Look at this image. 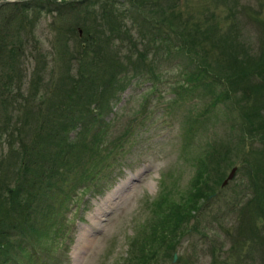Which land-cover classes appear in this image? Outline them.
I'll list each match as a JSON object with an SVG mask.
<instances>
[{"label": "rangeland", "instance_id": "rangeland-1", "mask_svg": "<svg viewBox=\"0 0 264 264\" xmlns=\"http://www.w3.org/2000/svg\"><path fill=\"white\" fill-rule=\"evenodd\" d=\"M4 1L14 0H0V30L23 44L22 55H13L22 93L39 72L36 101H63L86 55L99 60L100 85L117 65L126 74L104 127L85 134L84 147L76 145L64 195L37 214L35 226L45 235L36 237L40 259L34 255L29 264H155L158 252L168 254L158 264H264V182L259 200L250 194L257 192L253 171L264 177V158L259 164L256 153L264 152V136L255 139L258 127L250 129L256 121L264 125V0H76L58 14L36 16L26 8L13 20L4 19L11 12ZM176 45L182 54L165 55ZM185 62L189 73L204 77L185 82ZM4 72L14 75L13 63L0 64V95ZM110 155L113 163L97 171ZM201 161L212 191L182 210L176 225L168 204H182ZM156 223L166 230L164 241L152 245L145 232Z\"/></svg>", "mask_w": 264, "mask_h": 264}, {"label": "trees", "instance_id": "trees-1", "mask_svg": "<svg viewBox=\"0 0 264 264\" xmlns=\"http://www.w3.org/2000/svg\"><path fill=\"white\" fill-rule=\"evenodd\" d=\"M75 1H4V4H8L11 7L10 15L4 19H17L19 14L24 12L26 8L36 10H33L36 16L40 12L51 13L54 11L58 14L61 5L65 4L73 7ZM68 10L73 11L72 9ZM25 20L27 19L25 18ZM119 28L118 25L111 24L113 33L119 31ZM13 35L12 32L5 33L3 29L0 30L1 67L11 69L13 63L15 71L14 75L7 72L1 74L4 78L1 81V92L4 95H0V115L4 117V120L0 122V143L4 135L10 163L8 160L5 164L0 161V264H29V260L34 255V261L40 259L36 252L37 248L39 249L40 247L36 241V237L45 235L41 231L38 232L35 226L37 214L39 215L45 211L44 209L47 206L57 202L59 192L61 193L60 195H64L61 185L64 181H67L68 165L74 156L76 145L84 147V135L91 131L94 134L101 131L104 127L106 123L103 120L104 114H108V110L111 109V102L115 100L116 96L115 90L116 88L123 87L124 76L126 74L124 72H117V65L115 71L107 72V75H110L112 79H106L103 85H100L99 83L103 80V73H101L98 66L99 60L93 58V56L86 55L84 59L81 58L77 67L79 80L70 92L62 94L63 101L60 100L56 104L50 101L48 103L46 100L36 101V98H40L38 89L43 86V73H35L36 77L29 80L30 90L26 94L22 93L24 90L21 91L23 77L19 76L18 72L21 70L19 69L20 66L14 63V56L22 55L23 44L17 38L14 39ZM171 48L173 50L170 48L165 50V55H170L172 52L182 54L177 45L175 48ZM82 52L80 54H86L84 53V48ZM77 57L80 58L81 55H77ZM35 66L34 64L32 68ZM187 66L191 65L185 62L182 68L180 67L181 71L185 73H182L185 75V82L199 81L204 77L202 74L204 71L193 69L189 73V67ZM130 77L132 79L135 75H131ZM67 78L68 75H65L64 80ZM9 83H11V86L13 84L16 86L11 87L8 85ZM9 105L15 119L13 123L10 122L12 116L9 115V111L6 109ZM236 124L238 125L237 130H242L244 120L243 122L237 121ZM257 127L258 136L255 139L264 136V131H262L264 130V125L258 121H256V126H252L250 129L254 131ZM74 128H76V131H74ZM71 130L74 131L73 135L70 134ZM246 137H248V133ZM116 146L110 147V149L115 148L119 154L122 153L124 148L119 147L116 149ZM256 153L260 155L259 164L263 163L264 152L257 151ZM0 154L4 155L1 151ZM110 158L111 155L103 166L97 167V171H104L106 166L111 165L113 162L110 161ZM81 161L82 159L79 163ZM74 163H77L76 160ZM11 164H18V167H13ZM203 168L206 167L202 161L194 167V174L189 180L187 187H185L186 198L182 204H168L172 221L176 225L182 210H192L199 197L212 191L210 185L206 182L209 179V175L203 171ZM59 169H61L60 172ZM257 175L255 171H253V175L251 174L253 183L255 181L257 184L255 197L252 192L250 193L253 198L252 201L259 200L261 185L264 182V177H257ZM80 184L84 190L90 187L86 180L80 181ZM100 187L86 192L90 194L98 192L101 190ZM156 203L157 201L154 202V204ZM249 204L246 206L248 207ZM187 215L188 213H184L180 220L186 218ZM262 224L263 222H261V229L264 228V224ZM156 225L157 223L151 226L149 231L145 232V234L151 235L150 240L152 245L157 238L160 242L164 241L162 231L166 229L157 231L159 227ZM158 253L156 254L159 257L168 255L166 252L164 254L161 252V255ZM250 253L246 251L245 255ZM159 257H157V260L153 258L155 264H158ZM39 264L47 263L44 260L40 261ZM48 264H51V262Z\"/></svg>", "mask_w": 264, "mask_h": 264}, {"label": "bare ground", "instance_id": "bare-ground-1", "mask_svg": "<svg viewBox=\"0 0 264 264\" xmlns=\"http://www.w3.org/2000/svg\"><path fill=\"white\" fill-rule=\"evenodd\" d=\"M119 185H121V183H119V184L115 187L116 190H117V188H118ZM119 188H120V187H119ZM116 190H115V191H116ZM115 191H114V192H115Z\"/></svg>", "mask_w": 264, "mask_h": 264}]
</instances>
